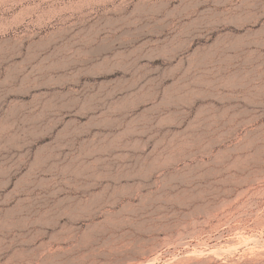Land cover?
Wrapping results in <instances>:
<instances>
[{
    "label": "rangeland",
    "instance_id": "1",
    "mask_svg": "<svg viewBox=\"0 0 264 264\" xmlns=\"http://www.w3.org/2000/svg\"><path fill=\"white\" fill-rule=\"evenodd\" d=\"M32 4L54 21L0 53V264H264V0Z\"/></svg>",
    "mask_w": 264,
    "mask_h": 264
},
{
    "label": "bare ground",
    "instance_id": "2",
    "mask_svg": "<svg viewBox=\"0 0 264 264\" xmlns=\"http://www.w3.org/2000/svg\"><path fill=\"white\" fill-rule=\"evenodd\" d=\"M45 1H57V0H43V2H45ZM60 1L63 3L64 8H68L73 4H76L79 6L92 5V4L105 5V4H108L110 2H113L114 0H60ZM32 2H33V0H19L18 5H20L21 8L18 11H16L17 14L13 11L15 13V15L11 16V17H13L11 20H7V18L3 19L2 17L0 18V53L5 52L4 49H6V47L12 41L24 46V44L28 40L33 39L36 36H38L41 31H46L49 28V26L52 24V22L54 21L53 17L47 18V14H48V13H46V11H48L47 9L41 15H39L37 18L34 19V15L37 12V9H39L40 4L35 5L36 3L32 4ZM53 8H55V7H52L50 9L49 13H51V10ZM15 10H17V9H15ZM31 28L34 31H30ZM28 31L32 32V33L28 34ZM13 46H15V45H13ZM31 48H32V46H31ZM186 259H187V257H186ZM207 260L205 261V263L207 262ZM156 261H157V259H154V258L153 259H151V258H149V259L134 258L130 262H131V264H157ZM202 261H204V260H202ZM191 262H190V264H200L197 261L194 263H191ZM202 263H204V262H202Z\"/></svg>",
    "mask_w": 264,
    "mask_h": 264
}]
</instances>
